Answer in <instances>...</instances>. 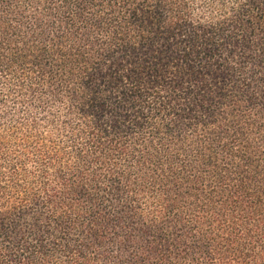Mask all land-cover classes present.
I'll use <instances>...</instances> for the list:
<instances>
[{"label":"trees","instance_id":"16d2710c","mask_svg":"<svg viewBox=\"0 0 264 264\" xmlns=\"http://www.w3.org/2000/svg\"><path fill=\"white\" fill-rule=\"evenodd\" d=\"M0 264H264V0H0Z\"/></svg>","mask_w":264,"mask_h":264}]
</instances>
